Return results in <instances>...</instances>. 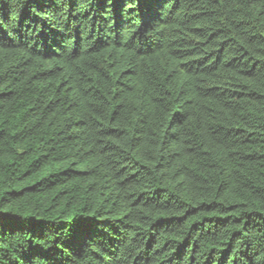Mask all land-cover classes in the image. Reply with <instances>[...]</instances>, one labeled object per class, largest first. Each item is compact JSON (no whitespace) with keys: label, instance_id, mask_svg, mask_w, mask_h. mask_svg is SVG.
Wrapping results in <instances>:
<instances>
[{"label":"trees","instance_id":"obj_1","mask_svg":"<svg viewBox=\"0 0 264 264\" xmlns=\"http://www.w3.org/2000/svg\"><path fill=\"white\" fill-rule=\"evenodd\" d=\"M0 264H264V0H0Z\"/></svg>","mask_w":264,"mask_h":264}]
</instances>
